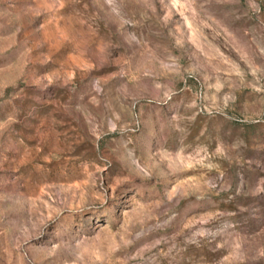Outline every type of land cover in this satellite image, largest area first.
Segmentation results:
<instances>
[{"label":"rangeland","instance_id":"obj_1","mask_svg":"<svg viewBox=\"0 0 264 264\" xmlns=\"http://www.w3.org/2000/svg\"><path fill=\"white\" fill-rule=\"evenodd\" d=\"M0 264H264V0H0Z\"/></svg>","mask_w":264,"mask_h":264}]
</instances>
